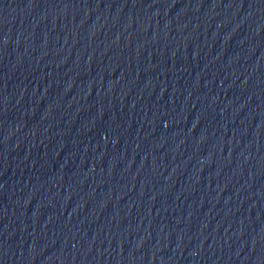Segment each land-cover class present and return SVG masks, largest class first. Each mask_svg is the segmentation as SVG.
Listing matches in <instances>:
<instances>
[{
  "label": "water",
  "instance_id": "95a60500",
  "mask_svg": "<svg viewBox=\"0 0 264 264\" xmlns=\"http://www.w3.org/2000/svg\"><path fill=\"white\" fill-rule=\"evenodd\" d=\"M0 264H264V0H0Z\"/></svg>",
  "mask_w": 264,
  "mask_h": 264
}]
</instances>
